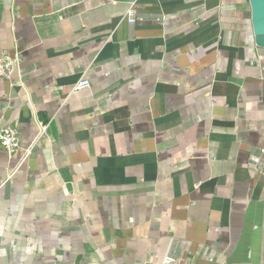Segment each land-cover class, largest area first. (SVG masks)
Masks as SVG:
<instances>
[{
  "label": "crops",
  "instance_id": "1",
  "mask_svg": "<svg viewBox=\"0 0 264 264\" xmlns=\"http://www.w3.org/2000/svg\"><path fill=\"white\" fill-rule=\"evenodd\" d=\"M3 53L0 264H264L250 0H0Z\"/></svg>",
  "mask_w": 264,
  "mask_h": 264
},
{
  "label": "built area",
  "instance_id": "2",
  "mask_svg": "<svg viewBox=\"0 0 264 264\" xmlns=\"http://www.w3.org/2000/svg\"><path fill=\"white\" fill-rule=\"evenodd\" d=\"M126 15L129 19V23L134 24L136 22L135 18V9L134 5H130L126 11ZM16 60H14L8 53H3L0 57V76L9 78L15 66ZM90 83L88 80L83 79L79 81L75 87L74 91H80L83 89L89 88ZM47 125L42 127V132L46 131ZM0 146L6 151L8 156L12 158L16 155L20 150V134L17 127L13 125H0ZM32 149L27 151L29 155ZM15 171H11L7 177L5 178L3 184H6L11 181L12 177L14 176ZM162 264H180L179 261L172 257L168 256L164 259Z\"/></svg>",
  "mask_w": 264,
  "mask_h": 264
},
{
  "label": "water",
  "instance_id": "3",
  "mask_svg": "<svg viewBox=\"0 0 264 264\" xmlns=\"http://www.w3.org/2000/svg\"><path fill=\"white\" fill-rule=\"evenodd\" d=\"M253 9V27L255 42L264 48V0H250Z\"/></svg>",
  "mask_w": 264,
  "mask_h": 264
}]
</instances>
